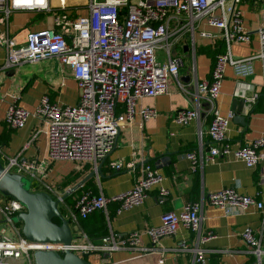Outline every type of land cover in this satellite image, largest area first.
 <instances>
[{
  "label": "built area",
  "instance_id": "built-area-1",
  "mask_svg": "<svg viewBox=\"0 0 264 264\" xmlns=\"http://www.w3.org/2000/svg\"><path fill=\"white\" fill-rule=\"evenodd\" d=\"M246 3L258 9L261 17L255 29L258 45L252 53L238 56L232 53L231 44L248 42L252 35L243 22L242 4ZM85 4L86 12L82 14L62 8L54 15L53 26L29 31L21 43L6 32H0V45L6 50L3 66L55 56L60 63L69 66L78 87L77 100L73 104L52 100L44 93L33 111L17 104L15 98L7 105L4 121L10 127H23L29 116L37 119L28 142L44 133L47 159H27L17 154L8 157L5 167L31 177V190H44L54 198L60 197L61 190L48 178L49 161L71 159L96 169L113 147L120 128L135 121L138 100L167 92L172 77L192 103L191 107L177 109L174 120L182 125L193 119L206 121L204 129L212 142L203 149L201 128L199 144L186 152L191 169H200L205 162L223 155L240 158L248 166L258 163L264 134L249 143L233 146L226 138V131L234 113L221 114L217 98L227 64L235 74L233 95L243 100L245 112L258 98L251 76L256 61L260 62L264 74V0H87ZM13 9L48 10L50 5L48 0H0V11L5 17ZM200 39H208L215 45L223 40V48L216 53L208 77L198 79L194 76L191 83L184 84L179 72L186 65L185 53L192 58L189 71L194 74ZM139 113L146 118L154 116L155 110L142 107ZM111 166L136 171L133 185L111 195L86 189L77 193L70 205L60 201L59 207L65 209V214L63 209L61 211L70 222L86 217L95 209H101L108 216L110 202L117 203L116 211L139 205L155 185H159L161 196L168 192L160 184L162 173L148 161L138 160L133 155L126 161H113ZM206 199L212 205L223 207L227 213L255 206L264 214L262 200L240 193L232 186L211 191ZM202 201L190 200L179 211H163L158 224L144 229L149 244L141 242L138 229L118 233L110 225L96 240L81 231L76 236L73 233L70 243L64 244L25 238L20 225L13 221V215L23 211L24 206L0 192V222L5 221L10 229V233H0V264L20 256L34 264L32 253L37 249L62 251L67 247L79 255L120 248L153 251L158 248L161 237L174 234L181 225L195 232L197 241H206L215 234L211 230L202 232ZM241 237L252 258L238 264H264L261 239L252 228L246 226ZM180 248H187L184 241ZM191 249L193 261L206 262L204 248L194 246Z\"/></svg>",
  "mask_w": 264,
  "mask_h": 264
},
{
  "label": "crops",
  "instance_id": "crops-1",
  "mask_svg": "<svg viewBox=\"0 0 264 264\" xmlns=\"http://www.w3.org/2000/svg\"><path fill=\"white\" fill-rule=\"evenodd\" d=\"M86 1L48 0L50 5L48 10L13 9L7 17L0 11V32H6L17 43H21L29 31L53 26L54 15L62 8L75 14L85 13ZM242 7L243 22L252 30V35L248 42L231 44L232 53L238 56L248 55L257 49L255 29L261 20L258 9L247 3L242 4ZM200 42L198 47L209 44L208 39H200ZM209 45L213 48L212 42ZM200 53L204 52L197 50L195 53L194 74L193 71H189L192 58L185 53L186 65L179 72V78L184 84L191 83L194 76L198 79L209 76L212 61L206 56L207 62L204 63L201 59L198 68L197 54ZM5 56V47L0 45V160L5 165L9 156L17 154L27 159H47L44 133L38 134L28 142L30 134L37 126V119L29 116L23 127H10L4 121L7 105L15 98L17 104L33 111L44 93L52 100L73 104L78 96L77 83L70 73L69 66L60 63L55 56L25 61L9 67L3 66ZM251 81L258 91V98L247 114L245 123H240L233 117L229 121L226 138L233 146L249 143L253 138L264 134V74L259 61L255 62ZM234 85L235 74L233 68L227 64L217 98V108L221 114L233 111L231 106L235 97ZM185 106L191 107L192 103L188 102L174 77L169 80L167 92L139 99L135 121L120 128L115 146L104 160L105 165H101L103 176L95 173L89 178L95 186L93 192L115 194L133 185L136 171L127 168L115 169L111 163L121 159L126 161L133 155L138 160L147 159L146 161L152 163L162 173L160 184L168 189L167 194L161 196L158 192L159 185H155L139 205L116 211L117 203L110 202L108 216L104 213L107 229L109 225L118 233L138 229L141 242L149 244L150 240L144 229L158 224L163 211H179L188 201L203 199L200 209L202 232L211 230L215 235L206 241H197L195 232L181 225L174 234L161 237L156 250L137 251L120 248L110 252L93 251L86 255L90 264H238L252 258L241 237V231L246 226L251 227L254 234L261 239V247L264 249V214L259 208L249 206L244 210L227 213L223 207L212 205L206 199L209 192L232 186L236 191L254 195L264 202V146L259 149L260 158L254 166H248L244 160L233 155H223L205 162L200 169L192 170L186 152L199 144L198 133L201 128L203 149H207L212 142L204 129L206 121L193 119L182 125L174 120L175 111ZM142 107L153 108L155 115L142 117L139 113ZM65 160L49 161L48 178L61 193L91 170L89 164L81 165L71 159L73 164L68 166V169H58V165L66 162ZM71 171L78 172V177L66 186L60 187L61 181ZM196 178L197 185H194ZM75 195L77 193L71 198L74 199ZM110 208H113L112 214H109ZM71 222L75 236L84 231L78 219ZM6 231L7 227L0 229V233H8ZM182 241L186 243L187 248H180ZM194 246L204 248L205 263L193 261L191 248ZM7 264H30V261L24 256L11 257Z\"/></svg>",
  "mask_w": 264,
  "mask_h": 264
},
{
  "label": "water",
  "instance_id": "water-1",
  "mask_svg": "<svg viewBox=\"0 0 264 264\" xmlns=\"http://www.w3.org/2000/svg\"><path fill=\"white\" fill-rule=\"evenodd\" d=\"M183 50L186 51V47H183ZM244 108L243 100L234 97L231 106V110L235 111L234 120L245 123L247 114L253 107L248 112H245ZM110 152L111 149L98 162L96 169H91L84 177L66 188L60 197L55 198L47 191L31 190L24 175L10 171L0 160V192L19 200L24 206V210L13 218L15 222H21V234L29 240L69 244L73 237L71 222L60 210L59 202L93 174L103 176L101 165ZM54 217H57L59 222L53 220ZM86 255V253L79 255L67 247L62 251L37 249L32 253L34 264H90Z\"/></svg>",
  "mask_w": 264,
  "mask_h": 264
},
{
  "label": "trees",
  "instance_id": "trees-1",
  "mask_svg": "<svg viewBox=\"0 0 264 264\" xmlns=\"http://www.w3.org/2000/svg\"><path fill=\"white\" fill-rule=\"evenodd\" d=\"M223 40L218 41L213 48H211V45H209L211 42L209 41V44H206L205 46L198 47L197 50L200 52H204L206 56L209 58L210 61H212V65L214 63V59L216 56V53L221 51L223 48ZM196 50V52H197ZM105 164H103L104 166ZM78 172H70L69 175H67L64 180L61 181L60 187L66 186L69 184L72 180L78 177ZM197 178L194 181V185L196 184ZM91 189L92 191L95 190L94 183L92 182V179H87L82 185L77 187L73 192L69 193L65 199L64 202L66 204L70 205V203L73 201L71 198L73 194H76L82 190ZM61 210V208H60ZM113 208L109 209V214H112ZM53 220L59 222V219L57 217H54ZM79 225L82 230L88 235L89 238L94 239L97 237H100L101 235L105 234L107 232V224L105 221L104 212L101 209H95L90 214H88L86 217H79L78 218ZM15 224L20 225L21 228V222H16Z\"/></svg>",
  "mask_w": 264,
  "mask_h": 264
},
{
  "label": "rangeland",
  "instance_id": "rangeland-1",
  "mask_svg": "<svg viewBox=\"0 0 264 264\" xmlns=\"http://www.w3.org/2000/svg\"><path fill=\"white\" fill-rule=\"evenodd\" d=\"M250 31H252L251 29H250ZM174 50V48L172 47V51ZM160 51V50H159ZM203 60V62L205 63V62H207L206 60H207V57H206V55H205V53H200V54H197V65H198V68H199V65H200V60ZM65 160V159H64ZM66 162H62V163H60L59 165H58V169H61V170H65V169H68V166H70V165H72L73 163L71 162V160L69 159V160H65ZM70 161V162H69ZM26 177V182H27V184H28V186L30 187V188H32V182H33V179L31 178V177H29V176H25ZM61 203V202H60ZM63 213L65 214V211H63ZM15 216L16 215H13V218H15ZM14 221V220H13ZM73 222H71V224H72ZM3 227H7V231L6 232H8V233H10V229H9V225L8 224H6V222L5 221H2V222H0V229L1 228H3ZM75 234V233H74Z\"/></svg>",
  "mask_w": 264,
  "mask_h": 264
}]
</instances>
